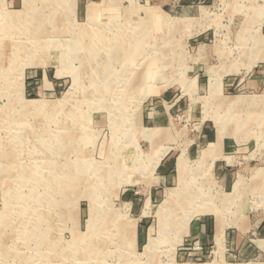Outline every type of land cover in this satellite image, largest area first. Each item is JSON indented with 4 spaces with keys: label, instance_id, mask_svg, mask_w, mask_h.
I'll return each instance as SVG.
<instances>
[{
    "label": "rangeland",
    "instance_id": "1",
    "mask_svg": "<svg viewBox=\"0 0 264 264\" xmlns=\"http://www.w3.org/2000/svg\"><path fill=\"white\" fill-rule=\"evenodd\" d=\"M254 97L264 0H0V264H264Z\"/></svg>",
    "mask_w": 264,
    "mask_h": 264
},
{
    "label": "crops",
    "instance_id": "2",
    "mask_svg": "<svg viewBox=\"0 0 264 264\" xmlns=\"http://www.w3.org/2000/svg\"><path fill=\"white\" fill-rule=\"evenodd\" d=\"M231 174V173H230ZM230 174L226 173V177H228L230 180L232 179ZM259 234L264 235V223L261 225ZM241 235H244V233L240 232ZM239 233L231 232L227 234V237L229 239L230 243V249L232 252H237L240 256L245 257L246 254L253 255L256 252V249L252 248L250 249L249 246H246V244H240V241H242L243 236H238ZM199 251H203V248H200Z\"/></svg>",
    "mask_w": 264,
    "mask_h": 264
},
{
    "label": "bare ground",
    "instance_id": "3",
    "mask_svg": "<svg viewBox=\"0 0 264 264\" xmlns=\"http://www.w3.org/2000/svg\"><path fill=\"white\" fill-rule=\"evenodd\" d=\"M93 11V10H92ZM99 13V12H98ZM55 16V15H54ZM38 30V29H37ZM40 33H38V35H39ZM262 41V40H261ZM115 52V51H114ZM116 52H118V51H116ZM120 52V51H119ZM122 52V51H121ZM128 53V52H127ZM112 56V55H111ZM110 56V57H111ZM117 56V55H116ZM109 60H110V58H109ZM242 105H247V106H257L258 104H260V103H264V100H261V98L260 97H254V98H251V99H249V100H245V99H243V98H239V99H237ZM237 101V102H238ZM233 106H235V104H232ZM37 107H39V106H37ZM178 169H179V171H180V179H182V178H184L185 177V175L187 174V170H186V168H185V165H184V163H183V161H179L178 162ZM239 188V187H238ZM169 200H170V198H168ZM171 207V206H170ZM171 209V208H170ZM152 242V241H151ZM155 242V241H154ZM152 244V243H151ZM149 245V244H148ZM148 248V247H147Z\"/></svg>",
    "mask_w": 264,
    "mask_h": 264
}]
</instances>
